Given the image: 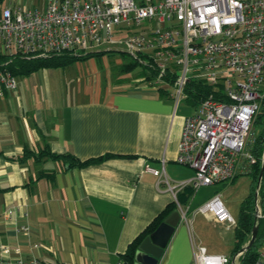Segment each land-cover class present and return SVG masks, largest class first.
I'll list each match as a JSON object with an SVG mask.
<instances>
[{
  "label": "crops",
  "instance_id": "0c3cea01",
  "mask_svg": "<svg viewBox=\"0 0 264 264\" xmlns=\"http://www.w3.org/2000/svg\"><path fill=\"white\" fill-rule=\"evenodd\" d=\"M67 68L55 69L59 84L53 80L39 91L31 84L26 93L17 83L0 95V258L118 264L133 239L175 203L190 226L179 221L158 264H194L192 242L207 254L211 246L192 221L203 216L196 211L211 198L196 199L200 187L190 192L187 184L173 195L145 171L163 170L173 186L192 179L193 170L175 159L183 122L193 112L179 110L167 91L172 86L139 80L125 88L108 73L103 80L94 66L67 91L61 80L73 75ZM44 151L102 160L65 169L60 160L40 157ZM231 241L232 252L233 236Z\"/></svg>",
  "mask_w": 264,
  "mask_h": 264
},
{
  "label": "built area",
  "instance_id": "2783aa9c",
  "mask_svg": "<svg viewBox=\"0 0 264 264\" xmlns=\"http://www.w3.org/2000/svg\"><path fill=\"white\" fill-rule=\"evenodd\" d=\"M29 5L30 0H0V58H6L0 62V95L17 87L5 67L15 57L40 59L119 45L156 72L154 86L169 85L167 73L176 75L175 104L185 98L189 80L218 91L183 122L175 162L191 168L192 179L173 186L163 170L145 166L169 192L186 184L198 189L230 182L254 162L247 147L264 101V0H45L42 10ZM178 212L180 222L190 226L185 212L179 207ZM196 212L235 227L219 195ZM258 212L261 217L259 207ZM243 255H208L192 242L194 264H240ZM0 264L42 263L31 257L0 258ZM253 264H264V241Z\"/></svg>",
  "mask_w": 264,
  "mask_h": 264
},
{
  "label": "trees",
  "instance_id": "16d2710c",
  "mask_svg": "<svg viewBox=\"0 0 264 264\" xmlns=\"http://www.w3.org/2000/svg\"><path fill=\"white\" fill-rule=\"evenodd\" d=\"M107 53H117L121 55H126V53L119 51H100V52H79L74 54L73 52H63L58 55H51L47 58L40 59H26L22 57H15L12 59L10 63H8L5 67L6 69L12 73L15 77H28L39 70L42 69H58L69 66L75 62H82L91 58L100 59V57L104 56ZM129 57V56H128ZM132 59L131 57H129ZM6 58H0V62H5ZM141 66L146 70L147 74L143 71L140 80L144 83L154 84L153 82L156 80L157 75L156 72L144 67L137 60L132 59L128 63H123L118 67L117 72L127 73L128 71H132L135 68ZM176 76V75H175ZM175 76L167 73L165 76V81L168 82L170 86L174 84ZM160 90V89H159ZM164 92V90H160ZM184 100L188 103V105L192 108H196L204 99L209 98L210 96L217 95L218 91L215 86H211L205 84L203 81H195L189 80L184 88ZM217 98V97H215ZM219 98V97H218ZM255 127H258L257 135L251 139L248 144L247 150L250 155L253 157L254 162L250 165L246 172L240 174L245 175L250 178V187L248 195L242 200L239 206V214L238 220L236 221L235 227L233 228V237L234 244L231 252V256L237 253L242 249L244 245L249 241L251 230L254 224V216L256 211L255 204V190L258 183V177L262 164L263 157V144H264V101L263 106L256 114L253 121V130ZM28 154L26 151L22 158H24ZM46 156L50 159L60 160L65 165V169H71L75 167H84L90 163L98 162L102 160V158L87 160L81 162L77 160L75 157L64 154V155H56L52 154L49 151H44L40 154V157ZM106 156L105 158H108ZM240 175H237L233 178L231 183H233ZM47 176L45 173H41L39 177ZM194 188H188L190 192H193ZM257 206L261 211V217L258 220V232L256 236V240L253 246L248 249L243 257L240 260V264H253L256 260V257L260 251L262 243L264 241V171L263 176L259 185L258 196H257ZM177 206L175 203L168 204L163 211H161L150 223L149 225L137 236L133 239V241L127 246L124 253L120 254L119 262L122 264H134L135 263V254L137 252L138 246L140 243L151 233H153L156 228L162 223V221L169 215L173 210H175Z\"/></svg>",
  "mask_w": 264,
  "mask_h": 264
},
{
  "label": "rangeland",
  "instance_id": "374dc122",
  "mask_svg": "<svg viewBox=\"0 0 264 264\" xmlns=\"http://www.w3.org/2000/svg\"><path fill=\"white\" fill-rule=\"evenodd\" d=\"M30 7L34 6L39 10L45 8V0H30ZM88 52H100V51H119L124 52V49L119 45H94L87 50ZM132 59H130L126 55H121L117 53H107L104 56L100 57V59L91 58L86 61L79 62L74 65L68 66L65 69L66 73L69 71L73 73L71 76H65V79L61 77L62 81L66 83L67 91L70 90L76 81H82L83 78L86 77V70H89L94 66L98 71L99 75L104 78L115 77L119 78L124 82L125 88H129L134 81H139L144 71L147 74L146 70H142L143 68L139 66L132 71H128L127 73L119 74L117 72L119 65L123 63H128ZM76 63V62H75ZM79 69V70H78ZM58 70L49 69V70H41L33 75L32 78L30 77H16V81L18 83V89L25 91L28 93L31 91L30 87L31 84L34 85L35 89L39 91L41 86L48 87L53 86V80L59 84V74ZM85 75V77L82 76ZM30 79H33L32 81ZM167 91L174 93L173 87H168ZM175 103V101H174ZM179 110L183 109L184 111L193 112L194 110L192 107L187 105V102L183 99L178 101ZM258 133V127H255L253 130L254 138ZM251 138V139H252ZM250 187V178L245 175H240L232 184L230 182H224L219 184H214L211 186L200 187L196 191V199L205 200L208 198H212L215 195L220 196V200L227 211V213L233 218L234 222L238 220L239 214V206L242 200L248 195ZM203 216L197 214L195 215L192 221V227L194 232L196 228H200V232L202 233L203 241L210 245L211 248L208 251V255H222L229 257L231 253V246H232V232L233 228H228L227 226L224 227H217L213 226L214 224L208 221L203 220ZM230 239V241H226Z\"/></svg>",
  "mask_w": 264,
  "mask_h": 264
},
{
  "label": "water",
  "instance_id": "95a60500",
  "mask_svg": "<svg viewBox=\"0 0 264 264\" xmlns=\"http://www.w3.org/2000/svg\"><path fill=\"white\" fill-rule=\"evenodd\" d=\"M264 171V152L262 157L261 169L258 177V183L255 190V204L256 211L254 216V224L251 230L250 239L242 247L241 252L245 253L250 249L257 236L258 232V220L260 218L258 207H257V196L259 185L263 176ZM180 215L178 210H173L162 223L156 228V230L147 236L138 246L137 252L135 254V263L134 264H158L160 258L162 257L165 248L167 247L171 236L173 235L175 229L179 225Z\"/></svg>",
  "mask_w": 264,
  "mask_h": 264
}]
</instances>
